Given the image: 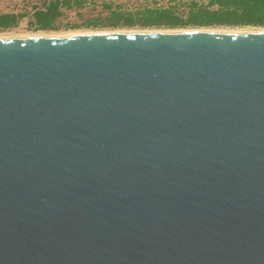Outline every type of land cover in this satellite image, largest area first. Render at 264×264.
I'll return each mask as SVG.
<instances>
[{
  "label": "water",
  "instance_id": "1",
  "mask_svg": "<svg viewBox=\"0 0 264 264\" xmlns=\"http://www.w3.org/2000/svg\"><path fill=\"white\" fill-rule=\"evenodd\" d=\"M0 264H264V31L0 36Z\"/></svg>",
  "mask_w": 264,
  "mask_h": 264
},
{
  "label": "trees",
  "instance_id": "2",
  "mask_svg": "<svg viewBox=\"0 0 264 264\" xmlns=\"http://www.w3.org/2000/svg\"><path fill=\"white\" fill-rule=\"evenodd\" d=\"M83 0H45L44 8L35 12L31 25L37 30H54L62 6L81 5ZM183 8V10H182ZM20 17L0 13V31L18 24ZM110 27L140 28H216L264 27V0H170L136 11L113 12ZM99 22L88 26H99Z\"/></svg>",
  "mask_w": 264,
  "mask_h": 264
},
{
  "label": "rangeland",
  "instance_id": "3",
  "mask_svg": "<svg viewBox=\"0 0 264 264\" xmlns=\"http://www.w3.org/2000/svg\"><path fill=\"white\" fill-rule=\"evenodd\" d=\"M170 0H83L81 5L62 6L57 19L59 27L54 30H37L31 22L35 20V12L44 8L45 0H0V13H13L20 17L19 22L12 28L1 30L0 36L28 35H62L75 33H97L111 31H188V30H226V31H264V27H216V28H140V27H110L113 12L136 11L156 4L167 5ZM183 10V8H182ZM99 22V26L91 27L89 23Z\"/></svg>",
  "mask_w": 264,
  "mask_h": 264
},
{
  "label": "bare ground",
  "instance_id": "4",
  "mask_svg": "<svg viewBox=\"0 0 264 264\" xmlns=\"http://www.w3.org/2000/svg\"><path fill=\"white\" fill-rule=\"evenodd\" d=\"M217 31V30H216ZM219 31H226V30H219ZM229 31V30H228ZM232 31V30H231ZM237 31V30H236ZM162 32H171V31H162ZM173 32V31H172ZM67 34H87V33H85V32H78V33H75V32H69V33H67ZM43 35V34H42ZM57 35V34H56ZM59 35V34H58ZM61 35V34H60ZM28 36H32V35H28Z\"/></svg>",
  "mask_w": 264,
  "mask_h": 264
}]
</instances>
